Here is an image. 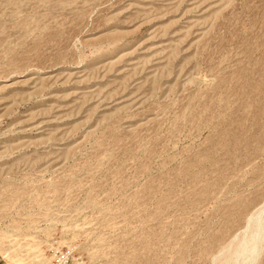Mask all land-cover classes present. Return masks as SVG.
Listing matches in <instances>:
<instances>
[{"label":"rangeland","instance_id":"1","mask_svg":"<svg viewBox=\"0 0 264 264\" xmlns=\"http://www.w3.org/2000/svg\"><path fill=\"white\" fill-rule=\"evenodd\" d=\"M263 206L264 0H0V264H212Z\"/></svg>","mask_w":264,"mask_h":264},{"label":"bare ground","instance_id":"2","mask_svg":"<svg viewBox=\"0 0 264 264\" xmlns=\"http://www.w3.org/2000/svg\"><path fill=\"white\" fill-rule=\"evenodd\" d=\"M264 247V206L248 219L244 230L222 249L212 264H253ZM220 253V252H219Z\"/></svg>","mask_w":264,"mask_h":264},{"label":"built area","instance_id":"3","mask_svg":"<svg viewBox=\"0 0 264 264\" xmlns=\"http://www.w3.org/2000/svg\"><path fill=\"white\" fill-rule=\"evenodd\" d=\"M49 260L50 264H84L83 260L68 247L51 250Z\"/></svg>","mask_w":264,"mask_h":264}]
</instances>
